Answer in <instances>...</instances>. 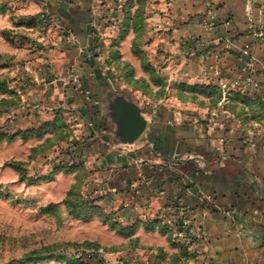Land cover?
Masks as SVG:
<instances>
[{
  "label": "crops",
  "instance_id": "0c3cea01",
  "mask_svg": "<svg viewBox=\"0 0 264 264\" xmlns=\"http://www.w3.org/2000/svg\"><path fill=\"white\" fill-rule=\"evenodd\" d=\"M0 4L15 122L64 130L78 165L60 175L66 193L80 178L84 195L137 225L110 231L101 245L111 259L264 264V0ZM246 50L258 59V87L247 82ZM154 78L172 90L218 86L225 97L202 108L146 103L141 89ZM171 205L186 209L197 235L162 230Z\"/></svg>",
  "mask_w": 264,
  "mask_h": 264
},
{
  "label": "rangeland",
  "instance_id": "374dc122",
  "mask_svg": "<svg viewBox=\"0 0 264 264\" xmlns=\"http://www.w3.org/2000/svg\"><path fill=\"white\" fill-rule=\"evenodd\" d=\"M3 66L0 65V264H98L91 256L99 251L111 259L101 244L109 242L111 230L123 236L100 212L111 214L104 208L68 207L74 185L66 193L70 180L60 177L62 171L55 169L63 160H69L65 152L72 150L74 143L61 144L65 131L60 128L38 124L27 129L24 122H15L11 112L18 98L9 89L10 73L2 74ZM157 74L155 69L152 75ZM146 83L141 90L146 103L151 104L173 100L180 106L215 107L225 97L218 86L181 82L172 90L160 79ZM237 102L230 98V104ZM84 196L88 201L96 198L89 192ZM100 202L94 203L101 205ZM71 204L80 206L81 201L74 196ZM118 223L124 225L120 220Z\"/></svg>",
  "mask_w": 264,
  "mask_h": 264
},
{
  "label": "built area",
  "instance_id": "2783aa9c",
  "mask_svg": "<svg viewBox=\"0 0 264 264\" xmlns=\"http://www.w3.org/2000/svg\"><path fill=\"white\" fill-rule=\"evenodd\" d=\"M246 10L248 13L251 12V3L247 4ZM259 37H264V33L261 32ZM247 59L245 61V71L248 73L247 82L255 87H258L257 82H255V72L258 65V59L254 53L246 50ZM162 220L165 221V226L174 230L175 238L177 240H186L188 237L197 235L196 228L192 223V219L188 217L187 211L184 207H177L171 205L168 208V212H162L160 214ZM91 257L96 258L98 264H139L137 260L131 262L127 261L125 258H115L109 259L103 252H96Z\"/></svg>",
  "mask_w": 264,
  "mask_h": 264
},
{
  "label": "trees",
  "instance_id": "16d2710c",
  "mask_svg": "<svg viewBox=\"0 0 264 264\" xmlns=\"http://www.w3.org/2000/svg\"><path fill=\"white\" fill-rule=\"evenodd\" d=\"M148 71H152L150 67H148ZM153 72L154 71H152V74H153ZM16 107H20L19 100H18L17 104H15V108ZM64 137H66V135L62 136V138H64ZM60 141H62V139H60ZM72 153L73 152H72L71 149L67 150L65 152V154L67 156H69V160H67V159L63 160L62 162H60L59 166H56L55 169L56 170L58 169V171H63L65 169L71 170V169L76 168L78 166L77 164H75V163H73V164L71 163L70 164V162L72 161V160H70L72 158ZM66 161H68V162H66ZM81 188H82V179L78 178V183L76 185H74L72 190L69 192L68 201H67L68 207H71V208H73V207H81L82 209L90 207L92 209H97V210L101 211L103 209L102 205H98V203L95 204L97 201H101V198L100 197H96V198H93V199L88 201V198L87 199L85 198ZM74 196H76L81 201L80 206H75V205L71 204V198L74 197ZM88 203L91 204V205L88 206ZM100 214H101V216L104 219H106L107 221H110V223H111L110 225H111L112 228H114L115 230L119 231L120 233H122L124 235L131 234L135 230V228L137 227V225L125 226V225L119 224L117 218L115 217L116 214L106 215L103 212H100ZM161 227H162V230L164 232L168 231L166 226L162 225ZM92 259H96V258L92 257Z\"/></svg>",
  "mask_w": 264,
  "mask_h": 264
}]
</instances>
